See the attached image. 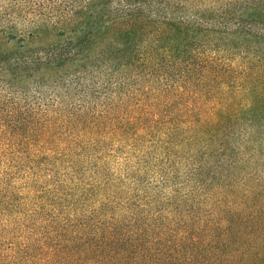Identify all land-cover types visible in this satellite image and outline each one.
<instances>
[{
	"label": "trees",
	"instance_id": "trees-1",
	"mask_svg": "<svg viewBox=\"0 0 264 264\" xmlns=\"http://www.w3.org/2000/svg\"><path fill=\"white\" fill-rule=\"evenodd\" d=\"M23 77L92 101L0 111L9 148L128 137L171 171L119 201L31 184L0 264H264V0H0V79Z\"/></svg>",
	"mask_w": 264,
	"mask_h": 264
},
{
	"label": "rangeland",
	"instance_id": "rangeland-1",
	"mask_svg": "<svg viewBox=\"0 0 264 264\" xmlns=\"http://www.w3.org/2000/svg\"><path fill=\"white\" fill-rule=\"evenodd\" d=\"M54 39L34 40L32 45L48 44ZM33 80L16 78L12 89L8 90L4 87L5 80L0 79V111L3 116L30 119L50 113L58 115V111L61 112L59 116H67L92 101L73 86L53 89L50 84L35 86ZM73 139L69 137L56 142L58 149L54 152L45 146L48 157L35 156L36 149L32 145L21 144L12 149L5 145L8 141L0 142V235L5 236L4 242L9 241L10 236L20 235L23 230L19 223L28 208L23 195L33 183L43 187L61 183L64 189L92 184L95 198L107 195L110 200L119 201L129 196L136 199L131 195L133 193H153L158 190L160 182L169 177L166 176L171 171L169 164L162 163L157 153L143 157L144 145L130 143L128 137L98 136L99 140L95 142ZM176 161L180 170L185 171L187 165L181 160ZM167 184L170 186L162 193L170 192L171 181ZM129 189H132L131 193Z\"/></svg>",
	"mask_w": 264,
	"mask_h": 264
}]
</instances>
